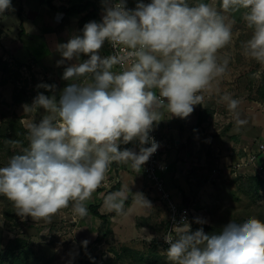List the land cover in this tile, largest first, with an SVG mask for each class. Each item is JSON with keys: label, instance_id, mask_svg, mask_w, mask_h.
<instances>
[{"label": "clouds", "instance_id": "1", "mask_svg": "<svg viewBox=\"0 0 264 264\" xmlns=\"http://www.w3.org/2000/svg\"><path fill=\"white\" fill-rule=\"evenodd\" d=\"M99 2V21L55 45L65 86L37 85L44 91L24 111L45 114L27 125L23 151L0 167V196L23 220L50 223L69 207L84 218L113 163L140 174L160 146L151 133L165 112L187 119L229 72V60L218 53L233 42L237 17L251 33L241 43L242 55L264 68V0H133L134 7L129 0ZM13 10L12 0H0V14ZM106 44L111 51L102 55ZM219 99L236 114L239 130L247 123L239 119L240 100L229 92ZM134 198L152 207L143 193ZM104 203L126 214L122 192L109 193ZM195 222L201 225L195 231L188 223L163 235L167 264H264L261 219L230 221L218 234L204 231L206 220Z\"/></svg>", "mask_w": 264, "mask_h": 264}, {"label": "rangeland", "instance_id": "2", "mask_svg": "<svg viewBox=\"0 0 264 264\" xmlns=\"http://www.w3.org/2000/svg\"><path fill=\"white\" fill-rule=\"evenodd\" d=\"M18 2L12 0L14 10L0 14V60H6L10 65L7 74L0 70V133L5 131L7 135H13L8 125L11 121H17L18 117H21L24 130L16 139L17 145L13 149L6 147L5 138H0V167L6 166L12 155L23 151L28 144L27 125L39 121L45 114L42 109L24 111V106L31 104L38 92L44 91L37 85L55 84L59 91L66 83L61 79L62 73L44 71L35 61H22L15 53H10L11 45L15 44L17 48V42H21L27 47L29 40H21L19 36L21 18L16 10ZM206 2L216 4L217 0ZM36 22L42 20L39 18ZM233 33V42L218 53L221 60H229V72L204 93L205 103L202 106L211 111L200 130L206 159L193 169L198 170V179L192 178V171L189 173L194 183L191 186L201 188L193 189L185 198L187 203H196L193 206L196 219H204L218 227L240 217L264 219V152L259 155L258 161L262 169L234 168L240 156L248 159L247 153L264 144V68L242 55L241 43L251 33L239 17ZM256 72L260 75L253 78L252 74ZM224 92L240 100L237 109L239 119L247 123L239 130L236 114L219 99ZM15 97L22 103L17 104ZM199 107L195 106L192 114H197ZM8 138L13 139L11 136ZM214 169L217 172L213 174ZM253 175L263 180L257 193L250 189L249 178ZM117 177L116 173L108 172L101 187L87 202L89 214L84 218L75 215L69 207L55 215L50 223L33 221L30 217L23 220L15 214L12 203L0 196V248L23 243L33 264H72L82 246H85L83 241L87 240V248L81 258L92 264H167L162 237L168 228L169 209L154 195L156 193L151 183L143 176L139 179V185L146 187L147 199L152 207H143L132 201L126 204L128 195L122 192L126 214L117 215L109 211L104 200L111 193L109 189L115 185ZM205 182L209 184L205 185ZM91 205H98L101 212L109 215L110 223L103 228L102 237H98L101 219L91 213Z\"/></svg>", "mask_w": 264, "mask_h": 264}, {"label": "crops", "instance_id": "3", "mask_svg": "<svg viewBox=\"0 0 264 264\" xmlns=\"http://www.w3.org/2000/svg\"><path fill=\"white\" fill-rule=\"evenodd\" d=\"M92 1L100 8L99 16L92 20L99 21L101 18V4L99 0ZM52 4L70 5V2L68 0H52ZM134 6L133 0H129V7ZM16 10L21 18L20 39L27 38L29 40L27 47L21 42H17V48L15 44L14 46L11 45L10 53H15L17 58L22 61L28 59L35 61L44 71L52 74L62 73L63 66H57L60 57L55 51V45L66 42L71 34L79 32L81 29L79 24L80 15L68 16L61 10H54L48 0H19ZM39 18L42 22H36ZM39 40L41 41L40 44L38 43ZM192 115L187 119H179L171 118L170 114L165 112L164 120L156 126L162 142V158L168 166L165 174L168 188L171 193L175 194H173V197L176 200L185 202H187L185 198L190 191L201 188L191 186L194 183L191 182L189 173L192 171V178L198 179V170L193 171V169L203 159H206L204 140L200 133L201 126L196 127L197 114ZM129 147H133V145ZM119 167L118 164L114 163L109 170V172H114L120 177L119 183L114 182L116 187L111 193L125 192L128 195L127 198H130L129 196L134 197L135 192H141L147 197L146 187H140L139 185V179L143 177L142 172L137 174L130 167L123 164ZM204 184L209 183L205 182ZM131 201L133 203L135 199H130Z\"/></svg>", "mask_w": 264, "mask_h": 264}, {"label": "trees", "instance_id": "4", "mask_svg": "<svg viewBox=\"0 0 264 264\" xmlns=\"http://www.w3.org/2000/svg\"><path fill=\"white\" fill-rule=\"evenodd\" d=\"M68 2H70V5H67V4L55 5V4H52V0H48V3L51 4V7L54 10H61L68 16L80 15L79 24H80L81 29L86 22L99 16L100 8L92 0H68ZM9 66H10L9 63L6 60H2V59L0 60V70L2 71L3 74H7L9 72ZM14 101L17 104L22 103V101L18 97H15ZM209 114H211V111H208V107L206 108L201 105L197 111V126L196 127L202 126L203 123L207 121V116H209ZM8 127L11 128L13 135H7L5 131H3L2 133H0V138L1 137L5 138L4 144L7 145L6 147L13 149L14 146L17 145L16 139H18L22 135L21 132L22 130H24L23 124L21 122V117H18L17 121H11ZM10 136L13 137V139L15 140L8 138ZM129 146L130 145H128V147ZM249 180L251 181L250 189L254 190L256 193L259 192V188L261 187L263 180L258 175L251 176ZM115 187L116 186L111 188L110 191H112ZM246 193L249 194L248 190H246ZM125 203L129 204L130 198H127ZM90 211L93 215L101 219L98 237H102V235L100 234H102L103 228H105L110 223L109 215L101 212L99 210L98 205H91ZM245 219L247 218L240 217L238 220H235L234 222L241 223ZM260 219L264 221V219L262 218ZM199 227H201V225L197 224L194 221L191 229L195 231ZM203 228L206 233L218 234L221 231L222 227H218L214 224L205 223L203 225ZM86 248L87 246H82V250L80 254H78L74 258L72 264H92L89 260L83 261L81 258L82 252ZM0 264H33V263L30 260V257L27 255L25 244L17 243L14 246H11L9 248H4V249L0 248ZM121 264H126V263L122 262Z\"/></svg>", "mask_w": 264, "mask_h": 264}, {"label": "built area", "instance_id": "5", "mask_svg": "<svg viewBox=\"0 0 264 264\" xmlns=\"http://www.w3.org/2000/svg\"><path fill=\"white\" fill-rule=\"evenodd\" d=\"M111 51L110 47L106 44L105 45V51L102 55H107ZM151 135L155 138V140L159 143V148L154 153L149 161L143 166L142 174L147 179L152 186V189L155 191L156 196L159 197L162 202L167 206L170 212V216L168 219V228L164 232L163 235H165L168 232H175L178 229L185 228L184 226H188V223L190 225L193 224V222L196 220V211L193 206H196V203H187L176 200L167 184V178H166V172L168 170V166L166 161L162 158V142L160 139V135L157 131V127H155L154 131L151 133ZM150 146V145H149ZM246 152V151H244ZM264 152V144H260L257 146V150L251 151L248 154L249 158L245 159L243 156L239 157V160L234 165L236 169H247L250 170V168L256 169V167H260L259 161V155ZM114 164V163H113ZM121 166V164H118V167ZM120 168V167H119ZM217 170H213V174L216 173ZM212 174V175H213ZM120 181V177L116 178V183ZM163 245L167 248V245L164 244L162 239Z\"/></svg>", "mask_w": 264, "mask_h": 264}]
</instances>
